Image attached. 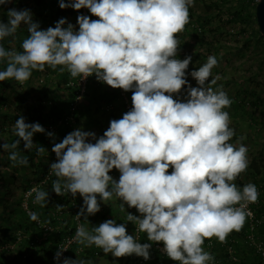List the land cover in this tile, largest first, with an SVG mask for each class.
<instances>
[{
	"label": "clouds",
	"instance_id": "clouds-1",
	"mask_svg": "<svg viewBox=\"0 0 264 264\" xmlns=\"http://www.w3.org/2000/svg\"><path fill=\"white\" fill-rule=\"evenodd\" d=\"M9 3L0 0V6ZM194 4L195 0H60L61 9H87L98 17L78 16V31L64 18L54 28L41 30L27 9L9 8L7 22L0 21V42L14 37L21 26L28 33L22 51L6 50L0 43V62L6 65L0 82L22 84L33 70L61 66L73 78L95 75L113 89L132 92L131 110L110 121L102 136L78 128L51 149L57 157L49 170L56 177L52 191L83 198L76 218L83 216L84 222L71 237L80 245H94L116 258H150L152 243L142 244L127 234L126 223L107 220L91 230L85 227L87 217L100 211V202L115 198L121 211L125 204L137 210L139 216L127 213L126 220L137 232L146 233L148 241L162 244L169 259L214 264L215 257L203 247L205 239L216 237L223 243L252 216L249 205L257 202L259 193L255 184L240 188L234 183L248 168V149L239 141L230 142L235 131L225 109L232 100L222 86L213 88L221 79L212 75L218 60L209 55L191 71L198 85L191 87L186 70L192 57L176 58V34L189 23ZM182 88L185 100L173 99ZM13 133L18 139L0 148L14 166L28 164L16 151L21 142L25 150L35 148L37 155L46 152L33 143L35 134L45 133L39 123H26L20 116ZM113 169L120 173L118 181L109 175ZM33 194L34 204L47 203L48 192L33 187L27 195ZM29 216L38 219L35 212ZM66 250L60 247L55 259L59 261ZM62 264L85 262L65 258Z\"/></svg>",
	"mask_w": 264,
	"mask_h": 264
},
{
	"label": "rangeland",
	"instance_id": "rangeland-1",
	"mask_svg": "<svg viewBox=\"0 0 264 264\" xmlns=\"http://www.w3.org/2000/svg\"><path fill=\"white\" fill-rule=\"evenodd\" d=\"M20 2H24L25 6H27L20 9ZM34 2V0H12L14 4L13 8L17 10H29L32 13L33 20L36 18V21L39 22L37 20V16L39 15L36 9H34ZM10 5L9 3L6 6H0V21L7 22V15L5 14L6 16H4L3 14L8 11ZM254 7L253 4H250L248 7H241L238 0H195L194 6L189 8V23L185 25L183 31L176 34V38L179 41L176 58L183 60L188 56L192 57L191 63L186 70L187 83L191 87H197L198 85L189 73L206 63L209 55H214L217 58L218 64L212 69V75L213 77L219 75L221 79L217 81L216 85H213V88L222 86L223 90L237 105L234 107L231 104L229 108L225 109L229 113L230 127L235 131V135L230 142L236 144L239 141V143H243L248 149V168L237 176L234 183L238 186L237 180H239L243 186L248 183L255 184L259 193L258 199L264 203V39H260L257 34L258 27L255 23ZM55 9H61L59 4H57ZM85 11L86 14L82 10H75V14L67 17V23L71 24L74 30L78 31L77 17L80 15L88 16L90 20L98 19V17L92 16L87 9ZM57 22V18H54L50 22L40 24L39 26L41 30H46L49 27L54 28ZM195 29L200 31L195 32ZM27 35L26 28L21 26L14 37H8L0 43H3L6 50L15 49L19 51L22 50L21 43ZM2 63L0 62V64ZM48 71L50 70L48 69ZM50 78L51 83H49V87L52 97L49 104L54 105V103H57L64 107L67 102H71L69 93L65 89L71 87L70 83L76 81L67 79L60 86L61 88H58L55 84L57 77L52 74ZM106 93H110L109 98L113 97L112 95L114 94L115 100L107 101ZM121 93H125L128 101L132 103V92L113 89L98 81L95 75L90 76L86 85V93L79 101L77 111L81 114L82 107L90 105V114L98 122L108 123L110 120L109 116L120 119L125 114L124 100L121 98ZM180 93H184L186 97V88H182ZM0 94L2 95V91ZM5 94H8L12 100L15 98L9 92H5ZM178 94H174L173 99H177L176 95ZM96 98L97 100H95ZM5 112L12 114L13 108H1L0 116ZM66 113L67 110H65L62 117L66 116ZM85 121L84 117L79 118L75 124L76 129L80 128L84 131L94 130L98 135L100 124L96 120H92L95 123V126L92 128L89 125H85ZM14 124L15 122L3 123L0 119V126L2 127L12 130ZM38 135L40 134L38 133ZM241 137L244 139L240 140ZM7 142L8 138L6 134H0V145ZM34 144L38 145V141L35 140ZM53 146L54 144H50L46 148L50 154L52 150L48 148H52ZM22 149H24L23 146ZM16 151L20 153L19 150L16 149ZM20 155L25 158L24 155ZM8 156L9 153L0 148V171L5 173L4 176L6 178L12 177L14 179L8 180L4 187L0 184V264L16 263L14 256L16 249L19 247L18 245H22V241L27 238L40 241V238L43 236L36 221L31 220L30 216L25 213L23 203L27 192L33 187L40 186L41 181H38L39 175H35L30 170L23 173L22 166L20 164L14 166V162L10 161ZM55 157L56 155L53 153L51 160H46L45 158L41 160L44 166L49 167L48 171L50 170V165L55 162ZM171 171L172 169L169 168V173ZM109 175L114 180H119L120 173L118 170L113 169ZM47 188L48 185L44 188L40 186V190L43 191H47ZM79 198L81 199L82 206L83 198L80 195ZM97 199L100 202L99 197ZM253 204H257V202ZM253 204H250V206ZM33 208L38 213L36 209H41L42 206L36 204ZM23 212L25 216H23ZM127 213L135 216L140 215L135 208H129L126 204L125 211H121L120 201L115 198L100 202V211L95 215H90L91 222L90 224L86 223L85 226L87 229H91L107 220H116L117 224L126 223L127 234L136 237L139 242L141 232H137L136 226L126 220ZM38 217L41 218L43 223H47V215L45 217L38 215ZM259 221L261 225L260 231L257 229L252 235L261 239V236L264 237V218H261ZM248 226L239 238L234 239L235 241L233 240L229 244H226V241L223 243L219 242L216 237H212L210 240L206 238L207 241L205 239L203 247L215 257L214 264H217V242L221 243L225 248L228 253V261L232 264H239L241 258L247 260L248 263H254L246 250L247 240L249 241L248 236H252L249 234ZM138 234H140L139 237ZM11 237L15 238V243H11ZM51 241L52 239L50 238V243ZM82 246L85 248V252L94 253V256L90 259V264H123L129 258L128 256L113 257L111 254H105L102 249L94 245ZM158 246L160 248H157L156 245L154 248L160 249L162 252L160 250L159 252L166 255L163 251V245ZM51 255V250L43 255H36L35 264L39 262L45 263L51 258ZM151 261L152 259L148 262L150 263ZM162 263L159 261V263L155 264ZM171 264H178V262L173 261Z\"/></svg>",
	"mask_w": 264,
	"mask_h": 264
},
{
	"label": "trees",
	"instance_id": "trees-1",
	"mask_svg": "<svg viewBox=\"0 0 264 264\" xmlns=\"http://www.w3.org/2000/svg\"><path fill=\"white\" fill-rule=\"evenodd\" d=\"M34 1H35L34 9H36L39 15L37 16V20L39 22L36 21V18L33 21L38 23L39 25L45 24L46 22H50L54 18H57L58 21L61 18H64L68 22L67 17L75 14V10H73L72 8H65V9H59V10L55 9L57 4L60 3V0H34ZM238 1L241 7H246V6L248 7L250 6V4H253L254 6L257 5L256 0H238ZM64 2L68 3V0H65ZM10 4H11L10 8H13L14 4L12 3V0H10ZM26 6L24 2H20L19 4L20 9ZM6 13H4L3 15L6 16L5 15ZM254 16H255V7H254ZM40 17L42 18L40 19ZM198 29H195V32L200 31ZM257 34L260 39H263L261 35L258 33V29H257ZM19 51H22V50H19ZM5 66L6 65L4 62L0 64V70H3ZM60 67L61 66H58L56 69H52L48 66H45V71L47 72L46 74L47 78H46V83L43 86L34 85L35 79L38 77V75H40V73H38L37 70L32 71L31 77L29 78V80L25 81L23 85H20V83H18L15 80H6V81L1 82L0 92L2 91V95L0 94V109L6 108V107L7 109L9 107L13 108L12 114L9 112H5L0 116L1 121L3 123H6V122L12 123V122H16V120L19 119L20 116H23L27 123H39L41 126H48L53 123H56L58 121V118H61L63 116V114L65 113V110H68L72 106L76 89L75 87H67V89H65L69 93L71 102H67L64 107H62L60 104H57V103L56 104L54 103V105L49 104L51 103L50 100L52 97V92L49 87V83H51L50 77L52 74H54L55 77H57L55 84H56V87L58 88H61L60 86H62V84L65 83L67 79H72L73 81H76L75 79L78 78V77L76 78L71 77L66 69L64 71H61ZM48 69L50 71H48ZM5 92L11 93V95L14 96L15 98L12 100L10 96H8V94H5ZM95 100H97V98ZM232 104L234 107L237 106L235 101H232ZM83 110L84 111L81 114L78 111V115L80 114V117H86V118L88 116L90 117L89 107L88 106L83 107ZM75 122H78V118H75ZM3 133H5L8 138L7 143H12L16 139H18V137L14 135L13 129L11 130L6 127H2L0 128V134H3ZM69 133H70V130L68 127H65L64 125L60 126L58 129V135H57L58 138L57 140H54L53 143L55 144V142H58V143L61 142L63 138ZM41 134L45 135L44 138L46 137V131L45 133H41ZM44 138L43 139L41 138V140L38 141V145L46 149L48 143L45 142ZM22 146H23V142H21V144L18 145L17 150L20 151V154H23L25 156V159L28 161V164L26 166L25 165H21V166L27 168L30 171H33L35 175L38 174L39 175L38 181H43L45 179V176L48 172L49 167L44 166L41 160L43 158H45L46 160H51V154L47 152V149H46L45 153L41 155H37L35 148L31 150H25V149H22ZM4 175L5 173L0 171V184L3 187L7 184L8 180L12 179V177L6 178ZM55 179L56 177L53 176L51 179H49L48 182H45V184L43 185V188L46 185H48L47 191L45 192L49 191L50 193L52 191V184ZM237 181H238V187L242 188L243 187L242 183L239 180ZM52 201H54L53 198L48 197L47 203H45V205L42 206L41 209H36V211L38 212L37 214L40 217H45V215L48 216V209L51 208ZM250 210L256 219L260 220L261 218H264V203H262L260 199L257 200V204H253L250 206ZM23 216H25L24 212H23ZM88 218L90 217L88 216L87 219ZM248 224H249L248 219H246V222L243 228L240 230V233L233 230L226 237V244H229L234 239L239 238V236H241L245 228H247ZM19 227L21 228V226ZM67 227H69V224H67ZM67 227H65V230L67 229ZM260 227L261 225L259 224L256 228V231L257 229L260 231ZM70 233L71 231H69L67 234H70ZM140 237H141L139 240L140 243L142 244L152 243L151 248H150V258L147 261L145 260L146 264H151V263L155 264V263H159V261L161 263L162 261H164V263L162 264H171L173 262L171 259L168 258V256L161 254L158 249L154 248L155 245H162V244L148 241L146 233L141 232ZM260 238L264 241V237L261 236ZM207 239L210 240L211 238H207ZM10 240H12L11 243H15V238L11 237ZM33 243H34L33 238H27L22 241V245L20 244L18 245L19 247L18 249H16V253L14 256L15 257L14 261H16V263L14 264H35L36 255H43L49 250L53 251V244H52V241L50 243V236L47 238V240L42 245H39L33 248L32 247ZM246 245H247V248H246L247 253L249 254L250 258L253 259L254 263H248L247 260L241 258L239 261L240 262L239 264H260L259 256L256 254L253 247L249 246L248 244ZM77 247H78L77 245H73L69 250L71 260H75L73 255L75 254ZM216 250H217V264H232L230 261H228V253L221 243L217 242ZM93 254L94 253H91V252H85L81 256L85 264L88 263V259H91L94 256ZM128 257L129 258L127 259V261L124 262L123 264H138V261L142 259V257H138V256L136 257V255H131ZM23 258L25 259L22 260ZM151 259L152 261L149 263L148 261H150Z\"/></svg>",
	"mask_w": 264,
	"mask_h": 264
},
{
	"label": "built area",
	"instance_id": "built-area-1",
	"mask_svg": "<svg viewBox=\"0 0 264 264\" xmlns=\"http://www.w3.org/2000/svg\"><path fill=\"white\" fill-rule=\"evenodd\" d=\"M258 2V1H257ZM84 14H86L85 9H81ZM40 75L35 79V86H43L46 83L47 78V72L45 71H38ZM81 77H78L76 82L70 83L71 87H75V97L72 103V106L67 110V115L61 118H58V121L56 123H53L51 125H48L44 127L46 131V136L49 139V141H54L58 137V129L60 126L68 127L70 130V133L74 130H76L75 127V118L79 119L78 111H77V105L79 101L84 97V94L86 93V85L88 82V78L80 80ZM24 83H20V85H23ZM121 98L124 100V112H128L132 108V103L128 101L125 93H121ZM177 99H180L181 101L185 100L184 93H179L176 95ZM53 133L54 135L52 137H49L47 133ZM35 141V137H33V143ZM49 152V151H47ZM57 160V157H55V162ZM54 175H50L49 171L47 172L45 179L40 182V186L43 187L45 182H48L49 179H51ZM40 186H37L38 189H40ZM28 193V192H27ZM49 193V192H48ZM54 194V195H53ZM48 197L53 198L54 201H52V206L50 209H48V216H47V223H43L41 218L38 217L36 220L37 226L41 229L42 237L40 238V241H35L33 243V248L37 247L39 245H42L47 238L50 236L52 239L53 244V251L51 258L48 259L45 263L39 262L38 264H62L63 260L65 258L71 259V256L69 254V250L73 245H77V249L75 251V254L73 255L74 259H80L82 260V255L85 253V248L80 245L79 243L74 242L71 237L75 234L76 228L79 226L81 222H84L83 216L78 220L76 218L77 214L80 212L81 209V202L79 198V194L76 196H72L70 193H65L62 196H58L54 193H49ZM34 194L33 196H28L27 194L24 196V211L29 216L30 212H35V206L36 204L33 203ZM62 206L63 209L57 210V206ZM250 206V205H249ZM250 210V207H249ZM251 211V210H250ZM36 213V212H35ZM249 222L248 230L250 231L249 234L255 233L256 227L259 225L260 221L255 218V216L252 214L250 218H247ZM67 224H69V227H67ZM65 227L67 229L65 230ZM86 227V226H85ZM69 231H71L70 234H67ZM51 235H53L51 237ZM139 237V234H138ZM18 239V238H17ZM249 241L247 240V244L255 250L256 254L259 256V263L264 264V241L262 239H259L255 236H248ZM39 242V243H38ZM61 248L67 249L66 251H62L59 261L55 259V254L57 251ZM157 248H160L158 245H156ZM160 250V249H158ZM160 252H162L160 250ZM96 254V253H95ZM166 254V253H164ZM23 258L22 260H24ZM88 264V263H87ZM138 264H146L145 260L142 258L138 261Z\"/></svg>",
	"mask_w": 264,
	"mask_h": 264
},
{
	"label": "crops",
	"instance_id": "crops-1",
	"mask_svg": "<svg viewBox=\"0 0 264 264\" xmlns=\"http://www.w3.org/2000/svg\"><path fill=\"white\" fill-rule=\"evenodd\" d=\"M110 94V93H109ZM109 94L108 93H106V99H107V101H110V100H115V96H114V94L112 95L113 97H110L109 98ZM86 107V106H85ZM88 107H90V105H88ZM90 109V108H89ZM83 107H82V113H83ZM79 118H81L80 117V114H79ZM83 118V117H82ZM85 118V125H89V126H91L92 128L95 126V123H93L92 122V120H96L97 121V119H93V116L90 114V117L88 116L87 118L86 117H84ZM108 118H110V120H109V122L108 123H104V122H98L99 124H100V126H99V130H98V133L102 136L103 135V133L108 129V127H109V124H110V121H112V120H117V119H119L118 117H116V118H113L112 116H109ZM91 123H92V125H91ZM102 124V125H101ZM86 132H92V133H94L95 135H96V137L97 138H99V134L97 135L96 133H95V131L93 130V131H86ZM40 135H38V134H35L34 135V137H35V140H37V141H40L41 140V138L43 139L44 138V134H41V133H39ZM36 137H37V139H36ZM41 137V138H40ZM46 138V139H45ZM44 138V140H45V142L46 143H48L47 144V147L50 145V144H54L53 142L54 141H49V139L47 138V136ZM58 138V137H57ZM57 138H56V140H57ZM89 142H92V143H94L95 141H89ZM55 143H58V142H55ZM48 149H52V148H48ZM33 151H35V150H33ZM23 155V154H22ZM51 155H53V152L51 153ZM25 159V158H24ZM22 170L24 171L23 173H25V171H28V169L27 168H25V167H22ZM87 224H90V218H88L87 219ZM87 228V227H86ZM88 229H90V228H88ZM91 230V229H90ZM89 262H91L90 261V259H88V264H90Z\"/></svg>",
	"mask_w": 264,
	"mask_h": 264
},
{
	"label": "water",
	"instance_id": "water-1",
	"mask_svg": "<svg viewBox=\"0 0 264 264\" xmlns=\"http://www.w3.org/2000/svg\"><path fill=\"white\" fill-rule=\"evenodd\" d=\"M255 21L258 27V32L264 39V0H258L255 6Z\"/></svg>",
	"mask_w": 264,
	"mask_h": 264
}]
</instances>
